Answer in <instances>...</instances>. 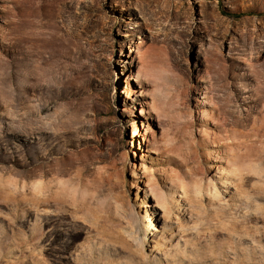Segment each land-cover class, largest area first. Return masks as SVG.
<instances>
[{
	"label": "rangeland",
	"instance_id": "rangeland-1",
	"mask_svg": "<svg viewBox=\"0 0 264 264\" xmlns=\"http://www.w3.org/2000/svg\"><path fill=\"white\" fill-rule=\"evenodd\" d=\"M2 237L0 264H264V0H0Z\"/></svg>",
	"mask_w": 264,
	"mask_h": 264
},
{
	"label": "bare ground",
	"instance_id": "bare-ground-1",
	"mask_svg": "<svg viewBox=\"0 0 264 264\" xmlns=\"http://www.w3.org/2000/svg\"><path fill=\"white\" fill-rule=\"evenodd\" d=\"M25 200L26 201H28V198H26V196H22L21 197V201H19V200H10L11 202H12V206L14 207V208H16V207H18L19 206V203L18 202H25ZM31 200V199H30ZM39 201V202H38ZM41 201V202H40ZM47 202V200H45V199H42V200H37V198L36 197H33V199H32V201L29 203V202H27V203H29V204H31L32 206H34V207H36V209H34V210H37V208H38V203H41V204H43V203H46ZM11 205V204H10ZM34 207H32V208H34ZM38 211V210H37ZM36 211V212H37ZM32 212V211H31ZM30 212V213H31ZM34 213V212H33ZM33 213H31V214H33ZM36 215V214H35ZM18 221H21V223L23 222L20 218H18L17 219ZM8 238H5V237H2V238H0V242L2 243V244H4L5 243V241L7 240Z\"/></svg>",
	"mask_w": 264,
	"mask_h": 264
}]
</instances>
